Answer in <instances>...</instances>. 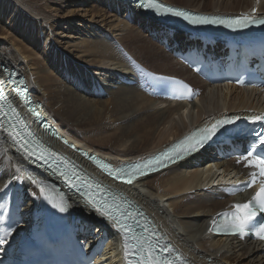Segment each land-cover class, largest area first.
Returning a JSON list of instances; mask_svg holds the SVG:
<instances>
[{"label":"bare ground","instance_id":"6f19581e","mask_svg":"<svg viewBox=\"0 0 264 264\" xmlns=\"http://www.w3.org/2000/svg\"><path fill=\"white\" fill-rule=\"evenodd\" d=\"M84 1H76L72 7L84 5ZM104 1L96 5L98 8L93 6L79 13L81 19L90 18L88 15L92 17L91 22L86 21L84 25L86 35L72 46L65 42V50L62 49L63 53L56 58L58 50L55 47L48 56L50 33L58 35V31L66 25L80 26L82 20L77 22L78 17L73 18L78 9L56 20L45 12L47 9L52 13L60 12L58 7L61 4L56 3V0H0L1 15L12 19L13 24L20 27V32L24 34L23 43L16 39L12 42L0 40V65L15 67L28 77L34 97L44 103L51 120L80 147L114 163L122 160L132 162L162 150L209 118L225 111L258 106L252 103V99L255 94L260 96L263 93L230 87L220 88V92L219 86L208 87L209 84L175 59L177 47L172 37L165 34L154 19L150 20L142 12H131L128 4L122 1L108 0L110 4ZM161 1L196 12L228 15L257 6L258 13L264 14V0L259 3L256 0ZM123 13L130 21L134 19L132 21L137 22L135 27L125 18L122 19ZM27 17L39 19L42 24H46V28L32 26ZM35 30H40L39 35H43L40 40L35 37ZM2 34L4 29L0 25V37ZM166 37L169 50L165 49V42H162ZM184 38L179 33L174 37L177 42ZM52 42L58 48H63L60 40L53 38ZM121 50L128 52L154 73L183 78L200 94L207 91L199 103L191 107L186 103L149 96L140 88V76L132 74L128 79L131 84L124 83L117 76L119 71L124 77L132 71L122 57ZM143 57H146L145 60ZM76 58L79 59L74 64ZM87 65L95 67L89 70L94 71V75L105 70L101 67L111 65L114 69L110 75L111 81L118 86L117 91L113 92L112 84L108 86V83H97L95 80L93 94L74 90L73 83L86 84L82 75L87 79L90 77L86 76ZM102 93L110 94V99L105 100ZM187 106L189 110L184 112ZM93 145H100L103 149H94ZM238 161L233 158L221 159L216 148H212L203 151L193 162L152 175L136 187H125L124 190L155 217L162 230L168 233L192 262L195 263L197 259L204 264L211 260L214 264H264V248L256 242L215 239L208 234L209 225L217 213L228 209L236 199L218 188L210 187L218 178L217 171L221 168L227 172L248 173L246 163L239 164ZM26 166L27 163L15 152V146L0 128V194L3 187L18 177V173L23 172ZM31 190L39 203L37 185ZM93 222L96 225L99 223L97 217L90 221L91 224ZM107 231L111 232L109 229ZM104 239L98 236L89 238L94 244ZM112 247L113 242L97 264H119Z\"/></svg>","mask_w":264,"mask_h":264},{"label":"snow or ice","instance_id":"6c2138e0","mask_svg":"<svg viewBox=\"0 0 264 264\" xmlns=\"http://www.w3.org/2000/svg\"><path fill=\"white\" fill-rule=\"evenodd\" d=\"M141 7L143 8H153L157 7L153 0H141ZM162 7V6H160ZM167 12H173L177 16H187L186 13L181 11H176L171 8L165 9ZM255 11V10H253ZM193 23H227L229 27H245L250 22L247 17L243 20L235 21H209L207 18L197 17L194 18ZM255 23L264 24V20L253 21ZM23 83V81H21ZM184 88H187V85H183ZM189 93L191 92L188 89ZM14 112L15 109H12ZM38 115V114H37ZM17 119L19 117L17 116ZM264 120V116H255L252 117V121H261ZM23 124V121H20ZM235 120L224 119L218 120L214 124L198 130L196 133L185 137L179 143L170 147L167 151L148 159L146 162L137 163L132 165L130 168H113L110 164L103 162L96 157H91L97 165H99L103 170L107 171L109 175H112L115 179L121 180L124 183L132 184L140 176L146 175L150 170H157L158 167H166L167 162H175L178 159H183L185 155H190L194 152L199 151L203 148L207 141L212 139L221 129L225 128L226 125L234 124ZM3 127V123L0 122V128ZM8 135L12 138L14 142L19 144L21 148L24 149V158L28 159L30 157H35L37 160H43L47 162V159H50L52 156H58L57 153L52 152L50 149L44 148L43 145H40L39 142H35L36 147L33 146V142H30L27 139V136L22 131H18L15 125H12L10 128L6 129ZM28 135H31L30 133ZM256 138L259 140V145L262 150H264V133H255ZM37 149H39L37 151ZM257 150V145L253 144L251 150L247 152V155L243 157L244 160L248 161V165L254 166L259 169L258 175L264 177V154L254 155ZM251 158V159H249ZM58 159L64 161L67 164V160L64 157H59ZM239 162V161H238ZM246 165V166H248ZM51 167V165H49ZM19 171V169H17ZM53 171H58L60 176L63 177L64 181L72 188L77 187L75 180H80L81 182L86 183L85 178L79 176L75 169H70L67 171H62L58 167L53 169ZM253 179L248 183V187H251L256 183L255 177L257 173L251 174ZM75 177V180H74ZM35 183V181H33ZM93 186L89 183L88 188L91 189ZM96 190L100 193H104L106 189L102 188L99 185H96ZM40 194H45V188L40 187ZM87 203L91 208L97 212L100 216L105 217L111 221H114L120 228L123 230L125 235V249H128L129 240H135L136 243L133 245L136 251L134 255L140 257L139 264H173L172 261L167 258L161 257L154 254V246L152 243L151 235H136L134 234V229L123 222V219H131L136 221L135 215L128 211L126 208L116 203L119 200V197L113 196L112 202L101 196L97 199L91 191L86 193ZM49 202L52 203L54 208H58L60 212L67 210V202L64 199V196H60V202H56L50 196H45ZM235 210L232 212H224L218 214L221 219L225 222V226L221 228L217 225V221L213 219L212 227L209 228V231H225L231 232L232 234H239L241 236L245 235L247 231H255L261 239H264V219L259 220L256 224L252 222L256 220L257 216L264 214V179L259 181V190L255 192L251 200L244 204H236L232 206ZM123 217V219H122ZM136 224L142 228L143 233H148L149 229L146 225H140L139 221H136ZM131 234V235H129ZM6 243L5 240L0 239V244ZM167 249L161 248L160 251H166Z\"/></svg>","mask_w":264,"mask_h":264},{"label":"rangeland","instance_id":"374dc122","mask_svg":"<svg viewBox=\"0 0 264 264\" xmlns=\"http://www.w3.org/2000/svg\"><path fill=\"white\" fill-rule=\"evenodd\" d=\"M77 1V2H76ZM56 0V3H59V4H61V6L60 7H58V6H56V7H58V8H60V12H51V10L50 9H47V11H45L47 14H49V15H52L56 20H59L58 18H59V16L60 17H62V16H64V15H68V13L69 12H71L72 10H77L76 12H78V13H76V16L75 15H73V18L75 19V17H78V18H76L77 19V22L78 21H80V20H82V23H81V25L79 26H76V25H73V24H71V25H66V27H63V29H61L60 31H58V35H53V33L51 34L50 33V39L47 41L48 43H49V47H47V50L48 51H50V50H53L54 49V47H55V49H57L58 51H57V56H56V58H59V56H61V54L63 53L62 52V49H64L65 50V47H66V45H65V42H69L70 44H71V46L73 45V44H76V43H78L79 42V40L82 38V37H84L86 34H84L85 33V23H86V21H88V22H91V16L90 15H88L90 18H86V17H84L83 19H81L80 18V16H79V13H83L86 9L88 10V9H90L91 7H97L96 5H99V4H101L102 2H103V0H86V1H84V5H82V4H76V5H74V7H72L73 6V4L72 3H78V1L79 0ZM92 3H93V5H92ZM104 3H109V1L108 0H105L104 1ZM110 4V3H109ZM63 5V6H62ZM43 8L45 9L46 8V5L44 4L43 5ZM98 8V7H97ZM100 9V8H99ZM61 11H63V12H61ZM0 15H1V13H0ZM82 15V14H81ZM108 15H110V14H108ZM1 18H0V25L2 26V28L4 29V34H2V36L0 37V40H3V41H5V42H12L13 40H15V41H18V40H20V41H22V43L24 42L23 40H24V34L23 33H21L20 31V27H17V26H15L14 24H13V22H12V19H10V18H8L7 16H5V17H3V15H1L0 16ZM68 17H70V16H68ZM27 18H29L30 20H28L29 22H30V24L32 25V26H38L39 28L40 27H44V28H46L45 26H46V24H42L41 23V21L38 19L37 20V18H35V17H33V18H31V17H27ZM26 18V19H27ZM123 18H125V20H127V21H129V22H131V24L130 25H132L133 27H135L136 26V23H135V21L133 22L132 20H134V19H132L131 21H130V19H128L127 17H126V15L123 13V16H122V19ZM135 23V24H134ZM98 25V24H97ZM98 27H100V25H98ZM105 28H102V30H104ZM39 31L40 30H38V32L35 30V37L38 39V40H40L41 39V36L43 37V35H39ZM145 32V31H144ZM106 33H109L108 31L106 32ZM23 34V35H22ZM111 34V33H110ZM70 36V37H69ZM55 39V40H60L61 42H62V47L63 48H58L57 47V45L55 44V43H53L52 42V39ZM176 39H178V36H176ZM74 42V43H73ZM44 43V41L42 42V44ZM121 44H123V43H121ZM64 45V46H63ZM124 45V44H123ZM47 46H48V44H47ZM50 54H51V51L49 52V54H48V56H50ZM144 58H146V57H143V59ZM78 59L79 58H76V60L74 59L73 61H74V64L78 61ZM53 60V59H52ZM145 60V59H144ZM147 60V59H146ZM55 62V61H54ZM87 66H89V68L87 69L88 70V73L86 74V76H90L88 79L86 78V77H84L83 75H82V77L86 80V84H84V85H81L79 82H75V83H73L72 84V88L74 89V90H77V91H79V92H86V93H90V94H93L94 92H95V86H94V80L98 83V82H102V83H108V86H109V84H112V81H111V78H112V76H110V75H112L111 73L113 72V68H112V66L110 65L109 67H101L102 69H105L104 71H98V70H95V71H98L99 72V74L98 75H94V71L93 72H89V70H93V68H95L94 66H90V65H87ZM76 67V66H75ZM107 70V71H106ZM109 70V71H108ZM120 72V71H119ZM119 72H117L116 74L118 75V73ZM96 83V84H97ZM113 86H114V90H113V92H116L117 90H116V88L118 87V86H116V85H114V84H112ZM217 86H219V89L220 88H223V87H225V86H223V85H215V87H217ZM222 86V87H221ZM211 88H214V87H211ZM105 90V89H104ZM207 91V90H206ZM220 92H221V89H220ZM102 95H104L103 97H104V99L105 100H109L110 99V96H108V95H110V94H106V93H102ZM66 130H68L69 132H70V130L68 129V128H66ZM95 144V143H94ZM92 148H94V149H98V150H100V149H103V147L102 146H100V145H93V147ZM108 156V155H107Z\"/></svg>","mask_w":264,"mask_h":264}]
</instances>
